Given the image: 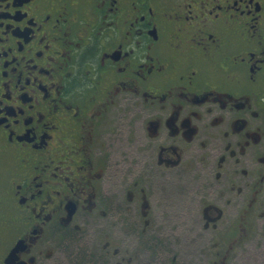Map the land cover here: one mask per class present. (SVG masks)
I'll return each instance as SVG.
<instances>
[{
    "label": "flooded vegetation",
    "instance_id": "af4514ba",
    "mask_svg": "<svg viewBox=\"0 0 264 264\" xmlns=\"http://www.w3.org/2000/svg\"><path fill=\"white\" fill-rule=\"evenodd\" d=\"M120 157L155 160L116 204ZM190 162L214 177L205 224L246 226L264 195V0H0V264L16 245L34 264L78 214L147 206L136 184Z\"/></svg>",
    "mask_w": 264,
    "mask_h": 264
},
{
    "label": "rangeland",
    "instance_id": "374dc122",
    "mask_svg": "<svg viewBox=\"0 0 264 264\" xmlns=\"http://www.w3.org/2000/svg\"><path fill=\"white\" fill-rule=\"evenodd\" d=\"M154 160L120 157L118 175L125 177L126 183L119 186L118 194L108 195L109 201L128 197L126 191L131 190L133 178L148 173L145 177L148 181L149 170H153L148 165ZM187 166L180 178L175 172L166 181L157 174L148 186L136 184L137 191L142 189L147 193V206L129 205L108 215L94 208L88 216L76 215L73 225L80 233L81 245L86 243L87 247L104 251L108 264H170L171 255L185 264H264V195L260 206L253 205L246 226L207 225L203 220L204 208L214 202L211 168L206 163L198 166L190 162ZM133 196L131 193L130 198ZM7 220L9 224L13 221L11 217ZM0 222L4 223L1 218ZM45 240L34 251V264H71L63 243ZM159 245L160 254H157Z\"/></svg>",
    "mask_w": 264,
    "mask_h": 264
},
{
    "label": "trees",
    "instance_id": "16d2710c",
    "mask_svg": "<svg viewBox=\"0 0 264 264\" xmlns=\"http://www.w3.org/2000/svg\"><path fill=\"white\" fill-rule=\"evenodd\" d=\"M54 240H58L60 244L63 243L62 245L64 246L62 245H59V246L64 247L69 252L71 264H108V261H107L108 258L106 257L104 251L97 250L92 247H87L88 245H86V243L84 245H81V242H82L81 236H80V233L77 231L72 232L67 229L66 230L62 229L59 232V235L55 237ZM160 248L161 246L159 245V247H157V250H156L157 254H160V251H159ZM153 249H154V246H153ZM171 257L172 258H171L170 264H185V263L180 262L179 260H176L175 255H171ZM165 264H169V263H165Z\"/></svg>",
    "mask_w": 264,
    "mask_h": 264
},
{
    "label": "water",
    "instance_id": "95a60500",
    "mask_svg": "<svg viewBox=\"0 0 264 264\" xmlns=\"http://www.w3.org/2000/svg\"><path fill=\"white\" fill-rule=\"evenodd\" d=\"M18 250V245H16L11 252L8 254V256L5 259V264H32L33 263V259H30L29 262L23 261V262H19V263H15V259H17V257L15 256L16 252ZM14 261V262H13Z\"/></svg>",
    "mask_w": 264,
    "mask_h": 264
}]
</instances>
